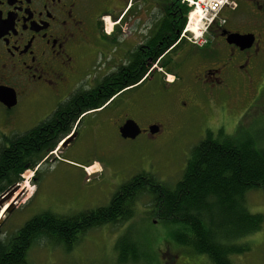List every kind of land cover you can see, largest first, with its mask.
<instances>
[{
	"label": "flooded vegetation",
	"instance_id": "obj_1",
	"mask_svg": "<svg viewBox=\"0 0 264 264\" xmlns=\"http://www.w3.org/2000/svg\"><path fill=\"white\" fill-rule=\"evenodd\" d=\"M232 2L223 12L224 24L212 26L201 43H192L183 36L185 24L179 32L187 18V0H0V92L13 93L16 103L7 108L0 102V122L9 126L5 133L0 131V147H7L14 137L28 135L31 144L56 142L52 149H38L43 157L62 150L88 117L103 115L113 107L118 111L121 106L116 103L120 97L129 95L131 98L126 97L122 106L138 111L131 94L152 81L158 82V70L180 82L178 64L198 63L192 83L208 102L229 91L232 82L254 83L264 73V0ZM230 34L250 40L229 43ZM134 64L139 71L148 67L137 87L126 89L100 109L77 117L69 133L62 134L64 119L68 117L70 121L72 116L57 117L56 112L71 96H92L101 82ZM185 98L191 102L196 95L189 91ZM26 100L35 106L24 114L18 110ZM76 110L80 108L77 106ZM106 118L110 123L112 115ZM17 120L22 122L21 127L12 125ZM120 120L116 125L120 138L119 129L126 121H134L140 129L134 139L125 140H136L141 135L155 138L164 132L161 124L142 126L127 114ZM151 127L156 128L155 133L150 132ZM100 207L103 206H72L63 216L73 218ZM116 225L120 229L109 239L113 256L105 264H141V260H125V256L131 259L132 251L131 244L125 248V220ZM82 235L77 230L71 236L77 242ZM157 251L159 258L163 256L161 264L177 262V255ZM145 256L149 264L150 252Z\"/></svg>",
	"mask_w": 264,
	"mask_h": 264
},
{
	"label": "rangeland",
	"instance_id": "obj_2",
	"mask_svg": "<svg viewBox=\"0 0 264 264\" xmlns=\"http://www.w3.org/2000/svg\"><path fill=\"white\" fill-rule=\"evenodd\" d=\"M191 10L188 8V12ZM186 38L191 39V36ZM197 66L196 62L181 64L178 68L182 76L180 82L169 80L170 75L158 70V82L152 81L151 85L142 86L131 94L138 111L135 107L122 106L129 96L124 95L116 103L121 106L118 111L113 107L101 114L102 117H88L62 150L41 156L34 169L27 166L21 181L0 195V214L3 212L0 237L6 239L14 235L26 222L45 211L64 215L72 206H106L122 184L141 172L151 173L159 182L173 188L181 178L191 150L208 132L216 134L223 129L236 140L252 139L264 148V73L252 84L232 82L229 91L215 95V99L208 102L192 83ZM189 91L196 95L192 103L185 98ZM31 103L26 100L18 111L25 114L35 106ZM126 114L142 126L161 124L164 132L155 138L141 135L132 141L122 139L116 125ZM107 115H112L110 123H107ZM21 124L17 120L12 125L18 128ZM8 129L9 126L0 122L1 132ZM88 166L91 167L87 171L93 174L85 173L84 168ZM245 205L250 213L262 216V228L234 242L237 247L246 245L248 251L231 256L230 260L233 264H264V190L248 192ZM133 207L134 215L125 223V232H131L138 242L147 243L149 264H161L163 256L160 260L158 249L177 255L175 264H211L206 256L196 255L173 241V227L154 218L150 196H140ZM119 229L118 225L109 224L88 230L70 249L43 238L28 250L26 264H94L100 261L105 264L114 251L109 239Z\"/></svg>",
	"mask_w": 264,
	"mask_h": 264
},
{
	"label": "trees",
	"instance_id": "obj_3",
	"mask_svg": "<svg viewBox=\"0 0 264 264\" xmlns=\"http://www.w3.org/2000/svg\"><path fill=\"white\" fill-rule=\"evenodd\" d=\"M185 22L186 19L179 32ZM164 51L162 48L161 52ZM147 69L144 66L139 71L138 65H129L125 72L120 71L101 82L92 96L84 93L71 96L56 112L57 117L72 116L71 122L68 117L64 119L62 134L69 133L77 117L100 109L124 90L137 87ZM55 146L54 141L31 144L28 135H23L12 138L7 147H0V195L21 181L27 166H37L42 159L38 149L42 152ZM253 190H264V148L252 139L236 140L223 129L216 134L208 132L191 150L181 178L173 188L159 182L155 175L141 172L122 184L106 206L94 211L82 212L73 218L42 212L14 235L0 237V264H26L28 250L43 238L70 249L75 243L71 235L77 230L84 233L124 220L127 223L133 218L134 203L142 195L151 197L154 218L173 227L171 237L177 245L206 256L211 264H233L231 256L248 251L246 245L237 247L234 242L262 228V216L250 213L245 205V195ZM136 242L127 231L125 248L131 244L132 251L131 259L125 256V260L136 263L141 260L146 264L147 243L140 241L138 244L142 246L138 247Z\"/></svg>",
	"mask_w": 264,
	"mask_h": 264
},
{
	"label": "built area",
	"instance_id": "obj_4",
	"mask_svg": "<svg viewBox=\"0 0 264 264\" xmlns=\"http://www.w3.org/2000/svg\"><path fill=\"white\" fill-rule=\"evenodd\" d=\"M230 4V0H187V6L192 10L188 14L183 36H191L188 40L192 43H201L204 34L216 20L219 24L224 23L219 15Z\"/></svg>",
	"mask_w": 264,
	"mask_h": 264
},
{
	"label": "water",
	"instance_id": "obj_5",
	"mask_svg": "<svg viewBox=\"0 0 264 264\" xmlns=\"http://www.w3.org/2000/svg\"><path fill=\"white\" fill-rule=\"evenodd\" d=\"M247 40H250L247 36H240L238 34H230L227 37V41L229 43H235V44H238L241 41L247 42ZM3 95L4 93L0 92V102H2L7 108H11L16 104L15 96L13 93L4 95L5 97ZM155 131L156 128L154 127L150 128L151 133H155ZM139 133H140L139 127L132 120L126 121L119 129V134L123 139H134Z\"/></svg>",
	"mask_w": 264,
	"mask_h": 264
},
{
	"label": "bare ground",
	"instance_id": "obj_6",
	"mask_svg": "<svg viewBox=\"0 0 264 264\" xmlns=\"http://www.w3.org/2000/svg\"><path fill=\"white\" fill-rule=\"evenodd\" d=\"M233 8H234V5H233ZM88 168H90V167H88ZM87 168V169H88ZM88 172V174H93L94 172H92V171H87ZM5 210L7 209V206H6V208H4ZM3 213V212H2ZM2 213L0 214V217H2Z\"/></svg>",
	"mask_w": 264,
	"mask_h": 264
},
{
	"label": "snow or ice",
	"instance_id": "obj_7",
	"mask_svg": "<svg viewBox=\"0 0 264 264\" xmlns=\"http://www.w3.org/2000/svg\"><path fill=\"white\" fill-rule=\"evenodd\" d=\"M172 79H173V78L170 76V77H169V80H172Z\"/></svg>",
	"mask_w": 264,
	"mask_h": 264
}]
</instances>
